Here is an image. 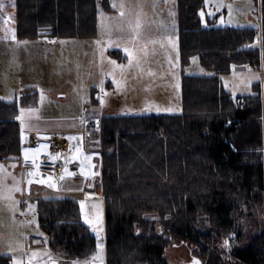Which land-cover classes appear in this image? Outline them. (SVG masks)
<instances>
[{
  "label": "trees",
  "instance_id": "1",
  "mask_svg": "<svg viewBox=\"0 0 264 264\" xmlns=\"http://www.w3.org/2000/svg\"><path fill=\"white\" fill-rule=\"evenodd\" d=\"M99 3L110 9L108 0H14L11 19L22 39L93 37ZM257 3L264 34V0ZM203 6L176 0L183 62L197 55L209 70L183 74L181 112L98 118L106 264H170L166 250L180 243L200 264H264L263 221L254 225L246 213L264 201V82L233 94L221 78L232 67L264 75L253 44L259 24H202ZM38 95L25 86L11 100L0 98V160L19 155L17 112ZM36 215L56 257L92 256L97 237L75 198H38Z\"/></svg>",
  "mask_w": 264,
  "mask_h": 264
},
{
  "label": "rangeland",
  "instance_id": "2",
  "mask_svg": "<svg viewBox=\"0 0 264 264\" xmlns=\"http://www.w3.org/2000/svg\"><path fill=\"white\" fill-rule=\"evenodd\" d=\"M11 1L4 0L6 6L0 10V38L10 39L14 33V23L9 20L12 18L9 15ZM114 3L116 7H113ZM108 4L109 10L100 3L97 6L96 35L93 37L58 38L52 42L38 38L43 42L39 44L40 57L35 60L29 58V53L34 51L35 46L23 41L22 66L26 74L19 87L15 83L17 77L14 76V57L7 51L10 47L0 46V64L6 62L7 67L5 87L0 82V98L11 100L8 93L10 88L12 90L17 87L20 90L27 82H33L31 77L34 78L33 65L36 64L44 68L47 79L44 84L40 83L43 87L39 86L40 107H20L27 111L32 109L28 113H38L45 106L49 107L50 101L55 106L54 112L58 114H80L86 102L91 110L101 115L181 112L183 74H207L209 70L200 63L197 55H190L183 62L179 49L176 0H108ZM258 6L256 0H207V3L204 0V6L199 9L198 15L202 24H206L207 18H214L218 26L254 28L259 21ZM4 15L9 17L7 23L3 19ZM9 29L12 31L9 32ZM125 48L135 58L130 67ZM137 60L139 66L136 65ZM111 61H115V64ZM117 65L125 67L121 70ZM262 65L263 62L260 61V66ZM35 78L39 76L35 75ZM221 78L224 87L233 94H247L253 90L252 83L260 79V70L252 66L232 67ZM54 91L56 96L62 94L59 99L49 94ZM101 100L104 101L103 105ZM20 113L21 110L17 117H20ZM25 113L21 115L24 116ZM91 131L95 145H99L98 124ZM262 154L264 167V148ZM16 165L11 161L0 162V203L8 205L14 198H19L17 195L21 192V200L26 205H18V213L29 218L33 214L35 217L36 199L30 200L33 195L24 194L21 175L16 174ZM14 185L20 190H14ZM9 196L12 200L7 198ZM246 213H250L254 225H260L263 221L264 227V201ZM88 214L93 232L100 235L103 215L101 217L93 206L88 209ZM253 223L250 224L251 229L249 227L250 233L253 231ZM166 257L170 264H188L195 258L190 248L183 243L169 246Z\"/></svg>",
  "mask_w": 264,
  "mask_h": 264
},
{
  "label": "crops",
  "instance_id": "3",
  "mask_svg": "<svg viewBox=\"0 0 264 264\" xmlns=\"http://www.w3.org/2000/svg\"><path fill=\"white\" fill-rule=\"evenodd\" d=\"M12 9L9 15L14 14V0L11 1ZM8 15V14H6ZM8 17V16H7ZM4 15L3 19L7 20ZM9 18V17H8ZM13 22L12 19H9ZM14 23V22H13ZM15 40L0 38V46L10 47L7 50L12 54L15 68L16 86L21 85V79L25 77V70L22 66L23 41H28V44H33V50L29 53V58L40 57V43L42 39H22L18 38L15 31ZM47 41V40H46ZM5 50V49H2ZM6 53V52H5ZM5 56V54H3ZM11 64V69L13 68ZM30 68L28 72H30ZM34 73L31 77L33 82H27L25 86H35L39 91L40 83H45L46 72L44 68L34 64ZM6 62L0 64V82L3 86L6 85L7 77ZM18 72V73H17ZM12 75V73L10 74ZM29 75V73H28ZM31 75V76H32ZM35 75L39 78H35ZM13 76V75H12ZM260 81L264 82V75L260 69ZM16 88L8 90L10 97L14 98L19 91ZM59 93V92H58ZM51 97H59L57 93L49 92ZM1 97V96H0ZM11 98V99H12ZM37 103L32 106H25L38 109L40 106ZM22 106L21 108H25ZM36 107V108H35ZM53 103H49V107H44L38 113H28L18 120L19 136H20V152L18 156L9 157L0 162L11 161L16 165V174L21 175L23 182V192L25 195H33L30 200L37 201L38 198H59L72 197L75 198L79 205L81 220L93 232L92 226L86 221L91 220L88 209L95 207L99 214L103 215V225L100 229L102 236L96 241V249L92 256L88 259H65L56 257L48 246V240L42 229L40 228L36 215L29 218L24 214L18 213V205L24 207L21 192L17 195L19 198H14L8 205L0 203V264H29V258L32 253H37V256L31 259V264H72L76 261L77 264H106V249H105V232H104V199L100 191V150L99 146L95 145L92 139V133L89 136L83 134V120L86 116H94L98 119L101 114L95 110H91L87 102L80 114H58L54 112ZM20 108L18 112H20ZM17 112V115H18ZM22 114V115H21ZM17 117V116H16ZM72 139H69V138ZM32 149L28 152V159L25 160V150ZM55 157V159H53ZM32 173V175H29ZM71 173V175H69ZM61 177H63L61 179ZM51 178V180H49ZM28 180H32L28 184ZM49 183H54L55 188L49 187ZM6 185V183H4ZM13 201H19L14 204ZM99 235V236H100ZM103 246V251L99 259H94L97 254V244ZM51 258V259H50Z\"/></svg>",
  "mask_w": 264,
  "mask_h": 264
},
{
  "label": "snow or ice",
  "instance_id": "4",
  "mask_svg": "<svg viewBox=\"0 0 264 264\" xmlns=\"http://www.w3.org/2000/svg\"><path fill=\"white\" fill-rule=\"evenodd\" d=\"M205 2L207 3V0H205ZM5 3H4V0H0V10H3L4 8H5ZM14 6V5H13ZM113 7H116V4L114 3L113 4ZM121 7H123V5H121ZM231 6H229V8H230ZM171 14V13H170ZM121 15H123V13H121ZM202 15H203V13H202ZM5 23H7V20H5ZM9 32H11L12 30L11 29H9L8 30ZM135 38V37H134ZM12 39L13 40H15V35H14V33L12 34ZM124 51L125 52H128V55H129V67L130 66H132V62H133V60L135 59L134 57H133V54H132V52L131 51H129V49L128 48H125L124 49ZM193 59H195V58H193ZM111 63H113V64H115V61H111ZM136 65L137 66H139V61L137 60L136 61ZM117 67H119V68H121V70H123L124 69V65H117ZM115 82V81H114ZM42 98H43V96H42ZM103 103H104V101L103 100H101V104L103 105ZM25 110L24 109H21V112L23 113ZM28 111L29 112H31L32 111V109H28ZM21 117H17V119H20ZM69 139H72L71 137L69 138ZM31 151H33L32 149H26L25 150V160H27L28 159V155H27V153L28 152H31ZM53 159H55V157H53ZM29 175H32V173H30ZM69 175H71V173H69ZM63 177H61V179H62ZM49 180H51V178H49ZM32 183V180H28V184H31ZM49 187H52V188H55L56 187V185L54 184V183H49ZM13 189L14 190H17V191H19L20 189L18 188V187H16L15 185L13 186ZM9 200H12V197L11 196H9V197H7ZM13 203L14 204H18L19 203V201H13ZM29 208H32V205H29ZM22 215H23V213H21ZM86 223H90L89 221H86ZM94 230H96V229H94ZM98 231V230H97ZM97 239L99 240V235L97 236ZM227 243H228V241H225V245H227ZM97 254H96V256L94 257V259H99L100 258V256H101V253H102V251H103V246L100 244V243H98L97 244ZM37 256V253H35V252H33L32 253V256L29 258V264H31V259H33V258H35ZM51 259V258H50ZM14 264H15V262H14ZM21 264H22V262H21ZM72 264H77V262L76 261H73L72 262ZM193 264H198V262L197 261H193Z\"/></svg>",
  "mask_w": 264,
  "mask_h": 264
},
{
  "label": "built area",
  "instance_id": "5",
  "mask_svg": "<svg viewBox=\"0 0 264 264\" xmlns=\"http://www.w3.org/2000/svg\"><path fill=\"white\" fill-rule=\"evenodd\" d=\"M258 24H259L258 33L253 42L257 46L259 60L262 61L264 59V34L262 33L260 28V20ZM248 46L250 45L245 44V47ZM96 124H97V119L94 116H86L85 119L83 120V134L85 136H89L92 133L91 131L92 127Z\"/></svg>",
  "mask_w": 264,
  "mask_h": 264
},
{
  "label": "water",
  "instance_id": "6",
  "mask_svg": "<svg viewBox=\"0 0 264 264\" xmlns=\"http://www.w3.org/2000/svg\"><path fill=\"white\" fill-rule=\"evenodd\" d=\"M48 41H51V42H52L53 40H48ZM101 237H102V236L100 235L99 238H101ZM194 260L197 261L198 264H200V261L198 260V258L195 257Z\"/></svg>",
  "mask_w": 264,
  "mask_h": 264
}]
</instances>
